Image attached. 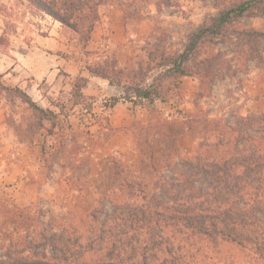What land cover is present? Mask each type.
<instances>
[{
    "label": "trees",
    "instance_id": "1",
    "mask_svg": "<svg viewBox=\"0 0 264 264\" xmlns=\"http://www.w3.org/2000/svg\"><path fill=\"white\" fill-rule=\"evenodd\" d=\"M19 1L74 34L84 32L88 41L101 19V8L123 10L128 1L139 5L158 0ZM258 12L264 15V0L231 2L187 36L181 53L170 58L160 55L157 66L172 79L169 91L179 92L177 81L184 78L196 80L199 87L214 85L218 79L214 58L199 59L197 53L217 41L227 45L238 42L241 58L262 62L258 48L264 41V31L233 29L234 24ZM147 58L154 59V54L149 53ZM84 69L90 78L123 90L118 99L102 100L101 111L121 102L130 109L142 107L151 115L155 103H166L160 84L142 82L131 89L121 85L120 73L104 63L102 67L96 63ZM87 82V78L75 77L64 102L49 103L57 113L42 109L17 87L8 88L0 82V91L19 99L40 123H50L52 130L46 133L51 141L60 118L71 131L67 121L75 109L92 113L97 100L84 96ZM151 127V123L140 126L137 139L143 141L149 153L154 147L158 149L163 170L172 169L176 161L179 170H174L171 179L153 166L132 173L122 160H113L98 190L103 196L83 216L43 223L14 206L4 212V217L20 221L25 217L27 225L25 230H13L19 240L6 237L8 244L0 264H234L238 260L264 264V112L241 116L232 125L190 116L178 135L194 138L198 128L204 134L192 157L175 153L168 136L162 135L165 141L155 142L152 148L154 140L149 141L148 133ZM166 140L172 145L171 155L163 148ZM46 145L43 142L39 147L42 159L48 155ZM105 202L110 213L104 209Z\"/></svg>",
    "mask_w": 264,
    "mask_h": 264
},
{
    "label": "rangeland",
    "instance_id": "2",
    "mask_svg": "<svg viewBox=\"0 0 264 264\" xmlns=\"http://www.w3.org/2000/svg\"><path fill=\"white\" fill-rule=\"evenodd\" d=\"M235 1L158 0L139 5L128 1L123 10L112 8L119 12L121 23H124V43L114 47L106 42L111 32V8L100 9L98 25L101 28L92 31L88 41L84 32L74 34L56 22L59 24L56 26L62 29L58 35L62 52L57 56L64 59V66L47 82L32 83L24 91L39 107L57 113L49 103L53 104L56 100L64 102L74 78L88 76L84 68L96 63L101 67L104 63L117 70L120 83L126 88L132 89L142 82L160 84L166 103H155L154 113L148 115L142 107L130 109L119 102L111 113V110L101 111V101L118 99L123 90L115 89L112 96L102 93L94 97L97 101L92 105L91 114L83 108L74 110L67 121L71 131L65 128L60 118L54 130L55 136L50 141L46 133L52 130L50 123H40L19 99L10 98L0 91V100L5 104L2 125L10 138H14L11 149L14 158L0 156V256L8 244L6 237L19 240L13 230L26 229L25 217L22 221L4 217V212L11 211L14 206L27 210L30 216L43 223L49 220L66 222L72 216H83L102 195L98 190L105 182L111 161L122 160L132 173L149 170L153 166L169 180L174 176V170L179 169L174 164L176 161L172 160V169H162L161 153L154 147L155 142L163 141L162 135L171 138L175 153L192 157L197 141L202 140L204 134L198 128L194 131V138L188 134L178 135L184 120L190 116L199 115L209 122L220 120L232 125L241 116L264 112V41H260L258 48L262 62L241 58L239 43L235 41L228 45L217 41L200 49L197 53L199 59L214 58L213 67L218 79L212 87H199L196 80L184 78L177 81L179 92L169 91L172 79L157 66L160 55L170 58L181 53L190 33L199 28L206 18L214 17L223 7ZM42 16L19 0H0L4 35H15L19 28L18 34H23L26 39L33 33L46 37L48 32L39 30L41 26L47 28L51 19L46 20L47 24L40 23ZM95 27H98L97 24ZM233 29L264 31V15L255 13V17L244 18L234 24ZM99 36L103 44L95 49L92 38L96 40ZM51 39L48 41L51 44L48 50L51 51L46 53L56 55L54 35ZM149 53L154 54V59L147 58ZM83 94L93 98L88 87ZM103 96L105 99H102ZM64 107L67 111L68 107ZM109 117L120 119L118 129L109 125ZM122 122L126 123L123 125ZM148 123L152 124L148 130L149 141L154 140L151 153L143 141L137 139L138 128ZM43 142L47 144L48 154L44 159L39 148ZM170 145L167 140L163 142V148L171 155ZM8 171L10 175L4 177ZM103 206L107 213L111 212L108 203ZM234 264L249 263L238 260Z\"/></svg>",
    "mask_w": 264,
    "mask_h": 264
},
{
    "label": "crops",
    "instance_id": "3",
    "mask_svg": "<svg viewBox=\"0 0 264 264\" xmlns=\"http://www.w3.org/2000/svg\"><path fill=\"white\" fill-rule=\"evenodd\" d=\"M109 13H111L110 15L112 16L110 25L111 32L106 42L108 46L111 47L122 45L124 43V23H121V16L117 10L111 8ZM47 19L49 18L43 15L39 18V22L47 24ZM56 25L59 24L50 20V24L47 28L43 29L44 27L41 26L39 30L40 32L43 30L48 32L46 37L33 33L29 36L30 38L26 39L23 34H18L20 31L19 28L16 29L18 33L15 35H4L5 26L3 18L0 17V38L5 39V41L3 40L4 43L0 42V82L3 86L9 88L17 87L24 92L28 85L47 82L54 73H57L63 68L65 61L57 56V53L62 52L59 48L61 43L58 40V35L62 32V29L58 28L59 26ZM97 26L98 27H95L93 31H97L101 28L98 23ZM91 34H93V32ZM51 35L55 37L56 55H48L46 53L49 49V45H51L48 43V41L52 40ZM102 44L103 41L100 36L96 40L92 38V45L95 49L101 47ZM84 78L88 80L86 87L89 88L93 98L102 93L112 96L113 91H115V88L110 87L106 81L90 78L89 76ZM102 99H105V96H103ZM4 108L5 104L0 100V156L10 155L14 158V154L11 152L12 146L14 145V138H10L4 125H2ZM120 108L126 109L122 106ZM110 110L111 113H113L116 109L113 108ZM127 112L129 111L127 110ZM108 123L113 129H118L121 125L120 119L116 118V120H113L112 117H109ZM122 123L124 125L126 122ZM2 165H4V161H2ZM13 168L15 169V167ZM8 172L9 173L4 174V177L10 175V171Z\"/></svg>",
    "mask_w": 264,
    "mask_h": 264
}]
</instances>
